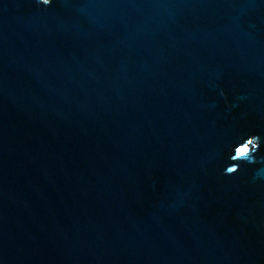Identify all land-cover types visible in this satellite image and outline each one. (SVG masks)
I'll return each mask as SVG.
<instances>
[{
    "label": "water",
    "instance_id": "95a60500",
    "mask_svg": "<svg viewBox=\"0 0 264 264\" xmlns=\"http://www.w3.org/2000/svg\"><path fill=\"white\" fill-rule=\"evenodd\" d=\"M0 264H264V0H0Z\"/></svg>",
    "mask_w": 264,
    "mask_h": 264
},
{
    "label": "snow or ice",
    "instance_id": "6c2138e0",
    "mask_svg": "<svg viewBox=\"0 0 264 264\" xmlns=\"http://www.w3.org/2000/svg\"><path fill=\"white\" fill-rule=\"evenodd\" d=\"M45 2H47V0H45ZM251 141H249V143H250ZM242 150L241 149H237V153H240ZM230 171H231V169H230Z\"/></svg>",
    "mask_w": 264,
    "mask_h": 264
}]
</instances>
